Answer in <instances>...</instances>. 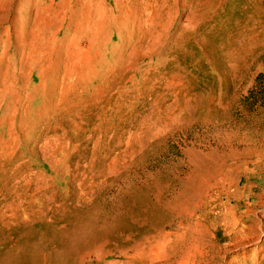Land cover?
Masks as SVG:
<instances>
[{
    "label": "rangeland",
    "instance_id": "rangeland-1",
    "mask_svg": "<svg viewBox=\"0 0 264 264\" xmlns=\"http://www.w3.org/2000/svg\"><path fill=\"white\" fill-rule=\"evenodd\" d=\"M37 1H13L21 35L48 0ZM173 2L151 30L165 39L141 43L151 56L128 65L138 38L128 25L112 40L101 38L99 49L112 52L101 61L117 62L95 81L82 80L68 101L53 88L52 72L19 63L13 41L20 33L6 22L13 42L6 55L15 62L0 47V187L8 179L0 188V264L74 256H83L80 264H129L137 243L144 260L193 262L182 249L193 245L195 217L182 218L167 203L200 170L229 182V195L210 204L201 221L216 241L207 260L264 264V0ZM13 137L6 153L2 143ZM238 144L255 153L221 159ZM21 177L32 184L23 188ZM78 231L87 234V248L72 246ZM236 240L245 242L234 246Z\"/></svg>",
    "mask_w": 264,
    "mask_h": 264
},
{
    "label": "bare ground",
    "instance_id": "bare-ground-1",
    "mask_svg": "<svg viewBox=\"0 0 264 264\" xmlns=\"http://www.w3.org/2000/svg\"><path fill=\"white\" fill-rule=\"evenodd\" d=\"M13 1L0 0V47L3 49L4 57L7 56L9 64L13 66L15 58L8 57L6 53L10 52L11 45L14 42L20 52V58L17 59L19 63L23 61L32 70L41 69L46 74L53 73L50 77L57 80L56 83L52 84L53 88L59 89L63 101H68L69 96L81 89L83 86L82 80L85 82L95 81V79L101 77V71L104 68L109 71L113 69V63L117 62L116 59H112L114 60L113 63L110 60L101 61L100 59L102 56L103 58L112 57L111 50L99 49L100 39L104 40L106 37L112 40L114 32L123 29L125 25H128V35L130 37H132L133 31L136 32L138 37L126 57V62H129L128 65H133L138 56H144L145 54L151 56L153 50L146 53L141 43L147 38L152 41L156 38L157 45H159L165 39L163 36H153L151 30L156 25V18L163 14L164 9L173 7L175 3L173 0H48L45 8L41 7L35 15L29 33L21 35L24 23L21 18L16 21V15L12 12ZM41 1L38 0L37 3L42 4ZM10 19L13 29L20 33L18 40L13 42L7 38L10 29L5 26ZM135 27H137V30L134 29ZM125 46L128 47L129 45L126 43ZM97 58L100 61L96 63ZM96 65H99V67L96 68ZM109 65L112 66L106 67ZM120 79L121 77L118 80ZM170 79L174 80L175 76L170 75ZM2 86H6L5 82L2 83ZM16 102L20 103V100H16ZM106 104L109 105L108 100ZM179 108L182 111L186 110V102L181 103ZM168 110L170 120L175 119L176 116L173 110L170 108ZM157 127L153 125L150 129L157 130L159 129ZM10 133L12 132L10 131ZM15 141L14 137L8 138V143L6 141L2 143V150L11 153ZM223 153L222 160L234 162L242 156L247 157L254 154L255 148L248 146V148L240 150L238 144L235 148L229 147ZM6 164L4 163L1 168H4ZM200 171L189 177L184 183L182 191L171 202L167 203V207L182 218L193 220L195 217V228L191 232L194 237L193 245L187 249H182L187 259L193 257V262L189 263L188 261L187 264H204L205 262V264H220V260H214L213 258L207 260L210 253L213 252L211 251L213 247H216V241L211 234L213 232L202 227L201 221L205 219L210 204L229 195L228 181L225 178L222 180L216 179L208 172ZM0 172L4 173L1 169ZM1 175V177L4 176ZM21 178H23L21 179L23 188L32 184L25 177ZM7 181L8 179H4L0 188L4 189L8 185ZM230 181L232 183V179ZM14 191L13 189V193ZM76 197L79 200V195ZM6 206L11 211L15 210L14 204ZM151 207L155 209L152 204ZM2 218L5 219L6 215ZM9 218L15 221L17 219L16 211L11 212ZM232 219L233 217L226 219L230 226L234 224ZM113 229L117 228L113 227ZM224 232V239L230 238V234ZM86 236V233L80 236L79 231L76 232L73 236L72 246L80 243L83 248H87L86 241L88 237ZM244 242L245 240L243 242L236 240L234 246H239ZM131 248L132 252L134 251V256L129 258V264H155L158 261L159 256H155L157 258L156 262L151 259L144 260L146 256H143V250L139 243L134 244ZM225 250L226 246L220 248L217 254ZM82 257L74 256L64 260L57 259L55 264H80ZM159 260L163 261L160 264H170L165 261L166 259L159 258ZM31 263L47 264L48 262L43 258L36 260L34 258ZM227 264H237V258H232Z\"/></svg>",
    "mask_w": 264,
    "mask_h": 264
}]
</instances>
